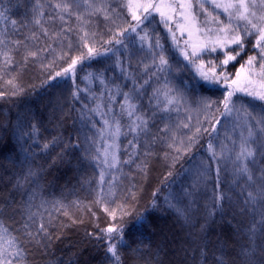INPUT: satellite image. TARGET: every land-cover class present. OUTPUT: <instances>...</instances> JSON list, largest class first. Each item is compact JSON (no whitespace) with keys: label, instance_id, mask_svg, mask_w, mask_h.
Instances as JSON below:
<instances>
[{"label":"trees","instance_id":"16d2710c","mask_svg":"<svg viewBox=\"0 0 264 264\" xmlns=\"http://www.w3.org/2000/svg\"><path fill=\"white\" fill-rule=\"evenodd\" d=\"M61 2L0 0V91L6 93L0 98V222L24 241V264H116L107 251L110 243L117 245L120 264H264V203L245 204L247 192H255L261 183L264 158L257 153L256 165H249L254 185L236 174L234 163L241 136H247L251 124L244 108L259 116L264 103L237 92L229 105L233 110L222 115L224 98L241 65L260 89L264 70L259 57L251 66L246 63L259 51L253 47L256 36L244 39L243 50L231 43H212L225 39L217 29L229 21L222 10L206 3L223 24L205 25L204 15H199L205 48L192 56L178 30V15L169 24L176 42L155 12L151 23L120 36L136 23L124 7L127 0H89L103 10L73 8L83 20L62 13L63 21L53 19L60 12L55 5ZM251 10L264 14L259 0ZM137 14L143 16V10ZM237 23L242 29L245 22L233 20L232 28ZM41 26L48 29L47 36ZM85 31L87 45L103 54L85 58L74 71L57 76L72 58L87 57L80 39ZM53 33H59V39ZM234 34L229 32L228 38ZM157 37L169 62L163 71L156 67L158 57L153 64L151 54L159 51L150 47ZM116 39L123 43L116 44ZM48 45L54 51L24 60L27 51ZM105 48L112 51L104 53ZM5 52L13 63L6 64ZM237 52L235 60L222 65ZM13 91L17 94L11 95ZM123 93L132 94L135 115L148 121L146 133L128 131L135 115L130 118L126 106L121 108ZM113 116L127 135L113 139L106 129L102 137L98 130ZM262 129L253 128L257 143L264 141ZM113 144L118 147H110ZM106 147L109 163L113 152L118 160L112 167L104 163ZM220 194L222 200L217 199ZM113 211L115 219L109 215ZM41 224L46 232L38 231ZM108 227L122 232L109 234Z\"/></svg>","mask_w":264,"mask_h":264},{"label":"snow or ice","instance_id":"6c2138e0","mask_svg":"<svg viewBox=\"0 0 264 264\" xmlns=\"http://www.w3.org/2000/svg\"><path fill=\"white\" fill-rule=\"evenodd\" d=\"M206 3H210L214 9L216 10H222L224 14L227 15L229 23L227 25H224L223 27H220L217 29L218 32H222L225 34V39L220 40L217 39L215 41H212V43L219 44L220 46H223L226 43L235 44L238 47L243 50L244 47V39L246 37L255 35L256 41L253 47L255 49H259L257 56H250L247 60V64L251 66L254 62L257 61V57H259V60L261 61L260 67L262 70H264V14L257 15L256 11H253L251 9H255L257 7V0H251V4L247 2V0H196V4L193 5L192 0H159V3H154L152 0H147V2H133V0H127V3L124 5V7H127L128 11L131 13L132 20L136 23L134 25H130L128 28H124L122 31L118 33V35L123 36L127 32H136L137 28L140 25L145 24V22L151 23V17L152 13H158L161 22L164 23L165 27L168 29L169 32L172 33L173 41L176 42V36L175 33L172 32V28L169 27L170 21L173 20L174 16L179 17V19L183 20L185 23L183 26L178 25L177 27L180 29L181 33L187 32L189 37L192 36L193 30L200 32L201 29L196 27L198 23V17L199 15L203 14L205 19L203 23L207 25L208 23H216L218 25L223 24V21L219 19V13L216 16H213L211 12L208 11V9L205 7ZM81 6H85L87 8L93 9V13L102 11L103 9L95 8L93 4L89 2V0H62L61 3H57L55 5V8L59 9L60 12L57 14V17H54L53 19L59 18L61 21L64 20V15L62 13H68L69 16L76 15L77 20H83L82 15H78L73 11V8H79ZM259 6L264 7V0H259ZM136 9V10H134ZM142 9L144 15H138L137 11ZM198 9V10H194ZM115 11V10H113ZM0 15H3L0 13ZM105 18H109L107 13L105 14ZM233 20L239 22L244 21V25L241 29L240 25L237 23V27L234 29L232 28V22ZM255 20V22H254ZM36 24H40V20L36 19L34 21ZM15 23V21H13ZM85 23H87L85 21ZM42 32L45 36L48 35V29L43 28L41 26ZM239 29V30H238ZM63 31V29H62ZM67 31L71 32V29H68ZM205 32H212L213 29L206 28L204 29ZM241 31L243 32V35H241ZM234 32L235 34L231 36V38H228V33ZM88 33L85 31L84 34L80 37L81 41L84 42V46L87 47V57L85 56H77L75 58L71 59V63L68 65L67 68L63 70L61 73H57V76L67 75L69 72L74 71L75 65L82 61L85 58H93L94 56L102 55L103 53L95 50L93 47H89L87 45V39H88ZM147 33L145 32V36L140 37L141 40H144ZM53 36L59 39L60 34L59 33H53ZM32 39H37L35 34H33ZM4 41L0 40V44H3ZM17 46L20 44V41L14 42ZM107 43H112V41H108ZM116 44H122L123 41L116 39ZM188 43L187 41L185 42ZM69 47H71V44H69ZM156 49H159L158 52L153 51L151 54L153 55V64H156L155 58L158 57L159 64L156 65V67L163 71L165 67L168 66V59L164 55V49L163 46L159 42V37L156 38L154 46ZM215 51V48L212 49ZM54 51L51 48V45H48L47 47L38 48L37 51H27V54L24 57V60L27 61L29 58H39L40 54L43 52H49ZM111 48H105L104 53L111 52ZM196 50L195 46H193V51L191 53L192 56H196ZM66 55V53L64 54ZM181 55L184 56V58L187 60L189 59V53L185 50H181ZM240 53L237 52L235 56L229 55L226 59H224L221 63L222 65H227L229 61H233L236 59V56H239ZM4 56L6 58V64H11L13 61L9 57L8 53L5 52ZM194 62V61H193ZM147 67V66H146ZM244 70V65H241V69L237 71L236 73V79L232 81V85H235V88L230 90L227 95L224 98V109L225 112L223 114L230 113L233 109L229 107L230 104H232V97L237 93H243L245 96L250 97L252 100L260 101L264 103V79L259 81L260 89L257 90L255 85L257 84V81H254L251 79L250 76H246L241 79V73ZM204 79H208V76L204 73H201ZM262 75H264V72H262ZM225 80H227V76L224 77ZM50 79H55V77H51ZM8 84H13V80H9L7 82ZM145 84L148 83V81L144 82ZM143 87V86H141ZM22 91V90H21ZM135 91V90H134ZM158 91V90H157ZM17 92L13 91L11 95H16ZM6 95L5 92L0 91V98L4 97ZM165 99L167 100L168 104H171L173 101L171 99H168L167 93H164ZM73 96H77L76 92H73ZM124 96V104L121 105L122 109L127 110V115L131 118L136 113V105L132 104L131 93H123ZM243 108V105H241ZM98 109H93L91 111H97ZM164 110H167L165 108ZM244 113L246 116H248L251 120V124L248 127V134L246 137L243 135L241 136V141L239 144V151L236 152L235 155V161L234 163L237 164L235 168V172L237 175H243L246 177L248 182H251V184H255L254 180V174L252 172V169L249 167V165H256V156L257 153L261 155V158H264V141L257 143L256 140L253 139V128L254 127H261L264 126V108H262V114L259 116H253L251 112H248L246 108H244ZM106 115V113L104 114ZM219 121H217L218 123ZM104 125L106 128L99 129L100 135L103 137L106 129H111L109 134L113 137V139L118 138L121 134L127 135V133L121 132V124L119 119H117L115 116L112 117V120L109 121L108 119L104 120ZM148 127V121L144 119L143 116L135 115V119L131 120L128 131L131 133H136L137 135L139 133H146ZM167 127V126H166ZM187 127V125H185ZM264 130V129H262ZM213 131H215V127L213 126ZM200 132V129H197V133ZM191 141V138H190ZM129 144H133V141H129ZM253 144L256 145V147H253ZM45 147H48L46 144ZM110 147L115 148L118 147L117 145L113 144ZM171 147V145H170ZM209 150L212 151L213 158L216 157V153L213 150V146L209 144ZM179 151V149H177ZM104 163L108 164L109 167L114 166L116 163H118L117 157L115 153H111V163H109V150L108 147L104 150ZM99 159V156L96 157ZM127 162H131L126 161ZM217 177H219L220 169L217 167L216 169ZM261 183L257 187L255 192L249 191L246 194V200L245 204L252 203L253 205L257 202V200H260L262 203H264V168L260 170V177L258 178ZM101 180H103V173H101ZM218 182V181H217ZM223 194H220L217 199L222 200ZM122 207V206H121ZM105 212H108L109 210L107 208L104 209ZM127 214V213H126ZM109 215L115 219V212H110ZM25 228H27V225H25ZM38 231L46 232V229L43 224L40 225V228ZM105 231L109 234L116 233V232H122V229H117L115 227H108L105 229ZM27 236L31 239H35V236L31 232H27ZM122 239V237H121ZM111 240V236H110ZM24 241L16 235H11L9 233V230L3 225L2 222H0V264H24L23 259V253L26 251V249L23 247ZM11 249V251L9 250ZM107 251L111 253L112 257L115 259L116 264H120V256L117 254V245L115 243H110Z\"/></svg>","mask_w":264,"mask_h":264},{"label":"rangeland","instance_id":"374dc122","mask_svg":"<svg viewBox=\"0 0 264 264\" xmlns=\"http://www.w3.org/2000/svg\"><path fill=\"white\" fill-rule=\"evenodd\" d=\"M145 1H147V0H145ZM133 2H134V3H135V2H138V0H133ZM155 3H159V0H156ZM178 18H179V17H178ZM184 23H185V22H184L183 20H181V19L178 20V25L183 26ZM196 27L199 28L198 24L196 25ZM178 30H179V32L181 33V31H180L179 28H178ZM181 34H184V35H185L186 39H187L188 42H189V46H190V48H191L192 51H193V46H195V50H196L197 53H198V52H201L202 49L205 48L204 38H203V36L201 35L200 32H197V31L193 30V33H192V36H191V37H189V35H188L187 32H184V33H181ZM246 76H250V75H249V73H247L245 70H243V72L241 73V79L243 80V78L246 77ZM234 79H236V75H235ZM234 79H233V80H234ZM233 80H232V81H233ZM230 88H231V89H234V88H235V85H232V84H231ZM257 90H259V89L257 88Z\"/></svg>","mask_w":264,"mask_h":264}]
</instances>
